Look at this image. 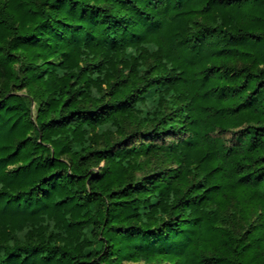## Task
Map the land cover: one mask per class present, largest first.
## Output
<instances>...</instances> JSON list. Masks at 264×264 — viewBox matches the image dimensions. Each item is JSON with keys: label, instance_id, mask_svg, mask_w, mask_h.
<instances>
[{"label": "trees", "instance_id": "trees-1", "mask_svg": "<svg viewBox=\"0 0 264 264\" xmlns=\"http://www.w3.org/2000/svg\"><path fill=\"white\" fill-rule=\"evenodd\" d=\"M0 264H264V0H0Z\"/></svg>", "mask_w": 264, "mask_h": 264}]
</instances>
